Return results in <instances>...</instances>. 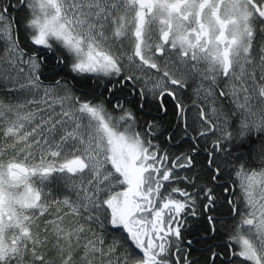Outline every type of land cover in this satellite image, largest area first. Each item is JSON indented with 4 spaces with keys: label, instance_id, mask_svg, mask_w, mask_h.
Listing matches in <instances>:
<instances>
[{
    "label": "snow or ice",
    "instance_id": "obj_1",
    "mask_svg": "<svg viewBox=\"0 0 264 264\" xmlns=\"http://www.w3.org/2000/svg\"><path fill=\"white\" fill-rule=\"evenodd\" d=\"M0 264H264V0H0Z\"/></svg>",
    "mask_w": 264,
    "mask_h": 264
}]
</instances>
